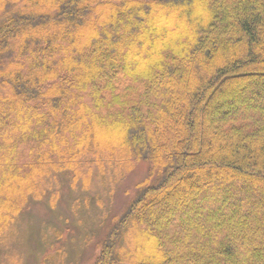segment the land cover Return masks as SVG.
<instances>
[{
	"label": "trees",
	"instance_id": "1",
	"mask_svg": "<svg viewBox=\"0 0 264 264\" xmlns=\"http://www.w3.org/2000/svg\"><path fill=\"white\" fill-rule=\"evenodd\" d=\"M135 163L91 264H264V0H0V236Z\"/></svg>",
	"mask_w": 264,
	"mask_h": 264
},
{
	"label": "rangeland",
	"instance_id": "2",
	"mask_svg": "<svg viewBox=\"0 0 264 264\" xmlns=\"http://www.w3.org/2000/svg\"><path fill=\"white\" fill-rule=\"evenodd\" d=\"M131 167V172L124 177L125 180L123 179L114 194L112 206L104 207L106 215L98 217L90 228L85 226L83 231L78 229L75 212L70 206V202L75 200L78 194L69 191L67 183L61 186V197L53 210L49 209L44 201L31 204L15 220L12 232L0 236V248L5 250L7 257L4 260L3 252L0 251V264H91L96 252L92 250V243L83 245L89 230L97 235L99 240L112 216L123 209V204H127L132 196L134 197L135 186L147 175L148 166L135 163ZM98 198L104 204L107 203L100 191ZM92 208L94 211L93 206ZM98 214L93 212L94 217Z\"/></svg>",
	"mask_w": 264,
	"mask_h": 264
}]
</instances>
